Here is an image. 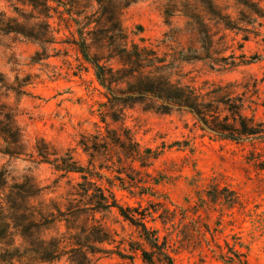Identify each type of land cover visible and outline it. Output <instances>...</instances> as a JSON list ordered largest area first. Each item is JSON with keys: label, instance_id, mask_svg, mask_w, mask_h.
<instances>
[{"label": "rangeland", "instance_id": "obj_1", "mask_svg": "<svg viewBox=\"0 0 264 264\" xmlns=\"http://www.w3.org/2000/svg\"><path fill=\"white\" fill-rule=\"evenodd\" d=\"M172 1L176 0H143L121 13L127 45L151 48L168 59L195 55L200 62L177 66L170 79L200 93L231 84L236 95L245 93L253 102L246 114L254 115L264 131V17L237 7L233 0H216L240 31L210 23L215 38L206 59L187 19L176 15L171 26L165 22L164 10ZM249 2L264 13V0ZM0 12L13 17L10 4L3 0ZM52 23L57 43L39 64L31 62L40 51L38 45L0 36V75L10 85L16 78L23 84L28 77L30 83L20 98L2 95V101L16 111L24 143L21 155L0 153V171H7L8 183L31 176L43 187L46 203L57 202L66 209L80 175L62 178L41 162L38 148L42 146L49 160L68 155L82 168L109 179L111 187L105 179L93 181L110 190L119 206L152 212L144 223L159 232L160 242L165 239L174 264H237L238 260L264 264V140L241 144L215 140L199 130L190 114L157 115L138 106L125 111L122 123L111 122L103 108L104 91L77 48L69 44L75 26L56 18ZM251 58L256 59L250 63ZM123 128L140 151L149 149L157 159L144 158L146 167L137 161L130 167V160L118 150L108 157L97 155L93 161L83 152V139ZM141 188H148L150 195L139 196ZM165 209L169 213L163 215L162 224L158 218ZM95 217L114 240L104 246L111 253L98 264H145L141 250L152 252L157 263L159 256L141 237V228L121 218L117 209ZM56 264L68 263L63 259Z\"/></svg>", "mask_w": 264, "mask_h": 264}, {"label": "trees", "instance_id": "obj_2", "mask_svg": "<svg viewBox=\"0 0 264 264\" xmlns=\"http://www.w3.org/2000/svg\"><path fill=\"white\" fill-rule=\"evenodd\" d=\"M3 1L10 4L13 17L0 12V36H14L38 45L40 51L35 53L32 64L44 61L46 50L57 43L52 23L54 18L75 26L69 44L77 48L104 91L106 103L103 108L111 122L122 123L125 111L138 106L157 115L190 114L199 130L215 140L236 144L264 140L262 124L257 123L254 115L249 117L246 114L253 102L244 97L245 93L236 95L231 84L211 86L200 93L193 86L170 79L177 66L200 62L201 59L195 55L168 59L151 48L133 43L127 45L121 13L143 0ZM176 1L166 5L165 22L171 26V19L176 15L187 19L206 59H210L215 38L210 23L225 30L240 31L216 0H182L175 4ZM233 3L257 17H264V13L258 7L254 8L249 0H233ZM25 80L22 84L16 78L10 85L0 75L3 92L0 93V153L8 157L21 155L24 143L16 124V111L2 101V95L17 98L26 95L23 88L30 83L28 77ZM80 145L91 161L97 155L108 157L114 150L130 160V167L137 161L143 168L146 167L142 166L144 158L157 159L149 149L140 151L133 136L124 128L119 133L106 131V136H89ZM38 156L62 178L78 174L80 182L75 185L73 199L62 210L57 202H45L43 187L31 176L8 183L7 171H0V264H56L63 259L68 264H98L111 253L104 246L114 240L95 216L112 209H117L125 221L141 228V237L158 254L156 263L152 252L141 250L145 264H174L165 249V239L160 242L159 232L144 223L152 212L148 209L140 211L141 207L135 210L119 206L115 195L97 184L105 177L82 168L68 155H53L54 159L49 160L44 147L40 146ZM119 161L118 158V164ZM95 179L97 182L93 181ZM105 181L112 186L109 179ZM147 189L141 188L139 196L150 195ZM166 213L169 210L165 209L158 218L162 224ZM237 264L246 263L238 260Z\"/></svg>", "mask_w": 264, "mask_h": 264}]
</instances>
